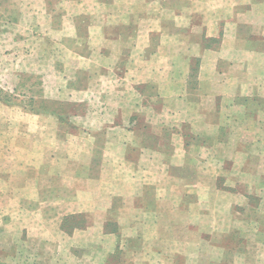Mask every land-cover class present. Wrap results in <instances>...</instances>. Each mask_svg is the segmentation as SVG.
I'll use <instances>...</instances> for the list:
<instances>
[{"label":"crops","instance_id":"0c3cea01","mask_svg":"<svg viewBox=\"0 0 264 264\" xmlns=\"http://www.w3.org/2000/svg\"><path fill=\"white\" fill-rule=\"evenodd\" d=\"M37 6L28 13L55 68L67 69L56 70L52 93L87 112L67 132L59 118L0 120L3 222L33 219L36 233L23 237L49 246L55 262L49 230L83 239L69 249L75 258L96 245L93 264H188L189 254L198 264L201 241L217 234L189 222L248 221L241 213L264 201V0ZM187 237L194 247L181 244ZM218 250L209 264L239 255ZM259 253L245 251V264H259Z\"/></svg>","mask_w":264,"mask_h":264},{"label":"rangeland","instance_id":"374dc122","mask_svg":"<svg viewBox=\"0 0 264 264\" xmlns=\"http://www.w3.org/2000/svg\"><path fill=\"white\" fill-rule=\"evenodd\" d=\"M37 2L38 0H0V120L19 117H52L62 120L63 131L78 130L79 127L74 125V120L84 116L87 112L86 106L69 103L66 99L57 100L52 93L53 84L57 80L58 82L63 80L61 77L60 79L56 77V70L61 72L66 70L65 74H67V69L64 70L65 63H61V67L64 65L63 69L55 68L57 63L53 62L51 53L53 46L50 41L49 44L47 43L42 30L39 29L38 21L41 20L37 15L28 13L29 9L38 8ZM60 56L66 57L63 54ZM62 74L64 73L60 75ZM94 112L98 113V110ZM4 128L5 126L1 125L2 131ZM47 128L51 126H45V130ZM46 137L49 138V136ZM253 204L255 208L252 213L247 214L245 211L241 213L245 219L250 218L248 221H242V215L238 214L235 215L237 220L234 221L222 219L211 222L205 217L203 221L189 222V225L194 226L195 230H201V233L213 231L215 235L217 234L216 238H204V241L197 239L198 242L201 241L200 246L204 250L198 264H209L216 258L218 261L221 257V251L218 249L227 246H235L239 255H236V261H234V255H224L226 264H245L248 256L245 255V251H249V248L260 252L259 264H264V244H261L264 241L263 235L255 236L258 232L264 233V201L261 205L259 201ZM2 219L1 213L0 264H93L94 260L90 258L94 257L91 254L96 253V245L86 246L91 254L85 260L82 259L84 255L75 258L69 253V249L72 248L81 251L80 248L83 245L81 237L68 239L63 236H54L55 239H52L51 230L45 232L48 235L44 238L46 242L58 243L55 262L51 260V252L47 251L49 246L41 250L34 241H30L34 238L23 237L27 231L33 235L36 233V222H33V219L28 218L26 221L12 223H5ZM68 229V225L63 229L61 227V233L66 234ZM228 230L231 231L227 233ZM180 240L181 244H187V247L195 246L194 237ZM69 256H71L70 260H68ZM197 258V255L189 254L188 259L191 262L188 264H196ZM95 262L97 264L98 260ZM111 264L120 263L117 259Z\"/></svg>","mask_w":264,"mask_h":264}]
</instances>
